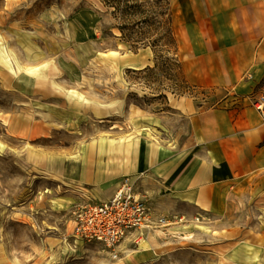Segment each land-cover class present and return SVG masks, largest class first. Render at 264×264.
Listing matches in <instances>:
<instances>
[{
  "label": "rangeland",
  "instance_id": "1",
  "mask_svg": "<svg viewBox=\"0 0 264 264\" xmlns=\"http://www.w3.org/2000/svg\"><path fill=\"white\" fill-rule=\"evenodd\" d=\"M161 11L173 15L177 51L165 13L160 27L122 34L100 0H0V264H264L246 240L260 231L252 207L158 214L144 198L156 225L128 233L116 258L76 233L113 181L183 143L189 116L222 96L191 84L171 0ZM43 63L57 69L26 70ZM87 171L95 182L82 181Z\"/></svg>",
  "mask_w": 264,
  "mask_h": 264
},
{
  "label": "crops",
  "instance_id": "2",
  "mask_svg": "<svg viewBox=\"0 0 264 264\" xmlns=\"http://www.w3.org/2000/svg\"><path fill=\"white\" fill-rule=\"evenodd\" d=\"M171 5L189 81L223 93L189 116L183 143L165 148L128 179L136 180V191L158 214L182 205L217 216L254 208L260 219L253 228L260 231L246 240L260 247L256 254L263 261L264 118L252 99L264 80V0H171ZM95 176L87 171L82 181L91 184ZM124 178L113 181L104 201Z\"/></svg>",
  "mask_w": 264,
  "mask_h": 264
},
{
  "label": "built area",
  "instance_id": "3",
  "mask_svg": "<svg viewBox=\"0 0 264 264\" xmlns=\"http://www.w3.org/2000/svg\"><path fill=\"white\" fill-rule=\"evenodd\" d=\"M252 101L264 118V80ZM155 225L150 207L127 178L112 198L92 204L80 214L76 233L86 240L103 243L116 258L117 247L128 233Z\"/></svg>",
  "mask_w": 264,
  "mask_h": 264
},
{
  "label": "trees",
  "instance_id": "4",
  "mask_svg": "<svg viewBox=\"0 0 264 264\" xmlns=\"http://www.w3.org/2000/svg\"><path fill=\"white\" fill-rule=\"evenodd\" d=\"M107 8L111 10V12L117 18L121 19L122 22L120 25L116 27L121 31L122 34L125 33L126 28L131 29L134 26L143 25L145 23L152 25H157L160 27L165 24L162 20L158 19L159 15L169 16L168 21L170 30V43L175 45V50H178V43L176 39V34L173 26V15L171 11L169 13L161 11L163 5L165 6L166 2H170V0H152L154 2L145 3V0H100ZM149 9H146L147 6ZM151 7H156L157 10L152 9ZM158 12V13H157ZM142 23V24H140ZM149 67V66H148ZM147 67V68H148ZM151 67H149L150 69Z\"/></svg>",
  "mask_w": 264,
  "mask_h": 264
},
{
  "label": "bare ground",
  "instance_id": "5",
  "mask_svg": "<svg viewBox=\"0 0 264 264\" xmlns=\"http://www.w3.org/2000/svg\"><path fill=\"white\" fill-rule=\"evenodd\" d=\"M47 66H51L52 68L57 69V66L54 65V64L50 65L49 63H43V64H40V65L28 67V68H26V70L31 72V73H39L42 69H44ZM38 80L41 82V81H43V78L42 77H38ZM51 82H52V85L57 90H62V87L60 86V84H58L55 80H53V78H51ZM91 156H92V153H90V157ZM259 240L261 242H264V238H260L259 237ZM122 262H123L122 259H120L118 262H116V264H121Z\"/></svg>",
  "mask_w": 264,
  "mask_h": 264
}]
</instances>
